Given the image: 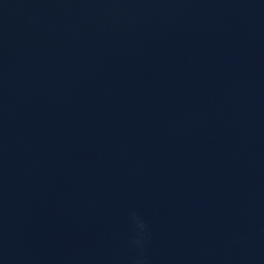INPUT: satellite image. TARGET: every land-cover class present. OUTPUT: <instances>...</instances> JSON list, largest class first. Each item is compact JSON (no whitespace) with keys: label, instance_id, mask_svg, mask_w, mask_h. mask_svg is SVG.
I'll return each mask as SVG.
<instances>
[{"label":"water","instance_id":"1","mask_svg":"<svg viewBox=\"0 0 264 264\" xmlns=\"http://www.w3.org/2000/svg\"><path fill=\"white\" fill-rule=\"evenodd\" d=\"M0 264H264V0H0Z\"/></svg>","mask_w":264,"mask_h":264},{"label":"clouds","instance_id":"2","mask_svg":"<svg viewBox=\"0 0 264 264\" xmlns=\"http://www.w3.org/2000/svg\"><path fill=\"white\" fill-rule=\"evenodd\" d=\"M132 219L135 222L137 229H139V230L144 229V227H145L144 222L142 220H140L134 212L132 213ZM137 243H138V241H137Z\"/></svg>","mask_w":264,"mask_h":264}]
</instances>
